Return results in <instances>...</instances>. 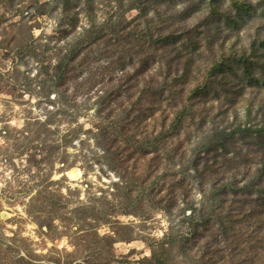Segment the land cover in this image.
<instances>
[{
    "label": "rangeland",
    "instance_id": "rangeland-1",
    "mask_svg": "<svg viewBox=\"0 0 264 264\" xmlns=\"http://www.w3.org/2000/svg\"><path fill=\"white\" fill-rule=\"evenodd\" d=\"M0 264H264V0H0Z\"/></svg>",
    "mask_w": 264,
    "mask_h": 264
},
{
    "label": "trees",
    "instance_id": "trees-1",
    "mask_svg": "<svg viewBox=\"0 0 264 264\" xmlns=\"http://www.w3.org/2000/svg\"><path fill=\"white\" fill-rule=\"evenodd\" d=\"M142 15L144 14V12H141ZM150 23V22H149ZM148 21L144 22V25L147 27H152L154 28L155 25L152 24V22L149 24ZM139 25L135 26L131 31L125 33V35H123V33L121 35H119L117 32H122L125 30V28L123 29H118V31L116 30V27L113 28L114 32H116V36L121 37L122 40H118L115 39L112 43V47H117V48H122L123 50H130L133 48H139V49H143L141 47V42L144 41L145 36L143 35L142 32V28H137ZM89 32H86V34H88ZM88 40H91L90 36H86ZM152 37V36H151ZM70 39H66V42H68ZM152 40L154 41V39L152 38ZM160 41V39H156V42ZM122 43V45L119 44ZM69 43V42H68ZM71 45L69 46V48L67 47L65 50V53L62 57V59L58 62V65L54 66V68L56 69V71H59L58 73H60L61 68L63 65L67 64V65H71L74 62H78L79 63V67L81 68L80 72H75L74 70L70 73H66V77L67 80H72L74 82H76V88L77 87H88V88H93L94 85H99V87L104 86V84H109L111 80H113V78H116L117 80V84H118V90H120V87H127V86H133L131 84H129L131 82V79L134 78V76L137 74V71L139 70H135V68H131V69H127L125 70L124 65H121V59H123V57L120 55L117 58L111 59V60H106L104 62V67H102V69L104 70L101 73H98L97 71H93V69H91L90 71L86 72V74H82V67L86 66L87 69H90V67H88L90 65V63L92 62V60L94 59L91 55H89V51H87L86 53L88 54H83V55H79V51H80V47H88L89 43L87 41H85L84 39H81V41L79 40H75L72 41V43H70ZM92 51V50H91ZM104 53L105 55H110L108 50L104 47ZM80 56V57H79ZM174 56V55H173ZM170 59V60H169ZM168 60L172 61L173 58L170 57ZM78 60V61H77ZM167 60V61H168ZM112 61V65L113 66H109V63ZM147 64V59L145 61V64ZM108 65V66H107ZM161 70L163 69V65L160 66ZM116 69H117V74H116ZM115 71L112 72V71ZM80 73L81 76L78 74ZM116 74V75H114ZM86 75V77H85ZM115 76V77H114ZM57 78L60 77L59 75H56ZM107 78L106 83H103V79ZM129 84V85H128ZM162 90L163 87H160ZM143 89H141V96L143 95ZM124 92L126 91L125 97L128 100V98L130 97V94L127 92V88L123 89ZM116 90V96H120V92ZM140 96L137 97V100L140 101ZM130 112V110L128 111Z\"/></svg>",
    "mask_w": 264,
    "mask_h": 264
}]
</instances>
